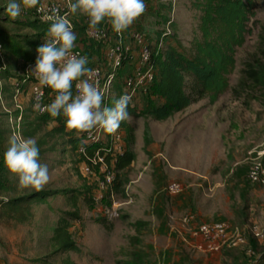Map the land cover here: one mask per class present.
<instances>
[{"label":"rangeland","instance_id":"374dc122","mask_svg":"<svg viewBox=\"0 0 264 264\" xmlns=\"http://www.w3.org/2000/svg\"><path fill=\"white\" fill-rule=\"evenodd\" d=\"M170 1L144 0L145 12L127 32L142 33L149 42H156L165 33L167 42L187 53L196 35L198 13L191 8L192 0H175V7ZM8 2L0 0V17L7 15ZM253 5L255 16L251 22L256 23H251V35L237 50L235 69L228 77V91L213 106L207 98L194 104L209 111L204 123L190 120L194 117L189 116L194 111L189 110L192 105L165 121L128 118L127 124L134 129L132 140L118 128L122 132L121 153L130 142L128 146L135 154L127 170L115 172L111 168L114 180L122 184L119 191L112 186L101 190L98 185L102 174L84 172L83 157L68 143L70 136L51 133L57 123L50 121L41 126L33 138L37 140L39 162L48 167L49 182L39 191L20 189L18 177L6 166L3 178L0 177V264H63L65 259L73 264H264L261 259L264 241L255 240L249 232L252 225L264 229V185L252 186L247 179L254 157L249 152L264 141V90L244 84L241 75L245 63L255 64L260 48L258 33L264 25V1L254 0ZM1 18L0 27L10 34L33 35L30 29L14 22L2 24ZM32 18L36 20L28 9L22 8L21 15L13 19L33 21ZM71 21L77 37L75 43L80 42L84 28L89 25L88 18L77 12ZM4 54L9 74L16 75L22 69V61L11 58L6 51ZM186 81L189 92L190 78ZM1 83L5 109L0 106V127L7 130L5 152L12 137L8 120L18 112L10 100L9 87L5 81ZM20 103L25 106L20 134L29 138L24 134L32 132L31 124L36 123L37 116L24 99ZM146 125L150 141L145 139ZM171 182L181 184L180 194L166 193L165 188ZM87 189L94 201L93 208L79 200L76 209L81 220L69 224L80 253H54L56 249L50 242L61 213L73 211L61 194L39 202L23 200L16 207L8 205L38 192ZM100 193L104 202L98 198ZM112 201L120 204L118 216L108 219L104 210ZM185 215L194 217L189 226L182 223ZM99 218H105L111 228L106 230L96 223ZM218 221L238 229L245 244L219 253L198 250L191 230ZM137 223L141 226L137 227Z\"/></svg>","mask_w":264,"mask_h":264},{"label":"trees","instance_id":"16d2710c","mask_svg":"<svg viewBox=\"0 0 264 264\" xmlns=\"http://www.w3.org/2000/svg\"><path fill=\"white\" fill-rule=\"evenodd\" d=\"M253 1L192 0L191 8L198 15L196 35L190 42L187 53L181 52L167 42L165 37L163 38V48L156 55H153L151 61L154 66V79L150 85L142 90L137 103L133 106L128 105L129 118L150 117L156 121H165L205 98L208 99L209 104H213L221 95L226 93L229 89L228 77L235 69L237 50L245 44L247 38L251 35V23H256L255 21L251 22L255 16ZM28 10V13H30V9ZM2 16L3 18H1ZM1 17L2 24L14 22L16 25L30 29L33 32L32 36L12 35L0 27V44L4 52L6 51L11 58L14 57L26 62L31 61L49 26L39 23L33 18V21H18L8 15H1ZM258 41L260 48L254 61L257 66L254 63H245V69L241 70V75L244 84L248 83L257 90H264V25L260 26ZM77 43L85 44V41L82 39ZM100 49V45L91 43L86 47L89 53L84 52L83 54L89 60L95 56L100 61ZM131 71L132 67L126 65L124 69L119 71L118 77H123ZM9 72L8 70L4 71L2 78L7 80L12 77ZM187 77L190 78L189 92L186 91ZM115 93L116 97H119L120 86L118 82L115 84ZM35 115L37 119L36 123L31 124L33 126L32 132L25 133V137H33L42 125L52 121L57 123V126L51 130L52 134H68L70 136L68 143L74 148L82 144V140L77 133L66 128L65 119L62 115L57 117H52L48 113L44 115L35 113ZM119 127L132 140L133 127L128 125L126 120L121 122ZM144 134L145 139L150 141V129L147 125L144 127ZM6 137L7 130L0 127V177L5 166L3 154ZM128 145H130V142ZM128 145L123 153L117 155L115 159V172L127 170L135 159V154ZM87 152L91 154L92 147H87ZM107 161H110L109 157H107ZM121 186L122 184L115 180L112 183V187L116 191H119ZM57 194H61L66 202L71 204L73 211L62 212L58 219V225L50 238V242L56 249L54 253H80L79 247L73 241L69 232V224L72 221L81 220L76 209L79 200L89 209L93 208L94 201L90 196V189H87L86 192L76 190H66L60 193L38 192L24 199L10 201L8 205L16 207L23 200L44 201L49 196ZM104 200L103 198L101 202H104ZM95 222L106 230L111 228L105 218L96 219ZM136 226L140 227L141 224L137 223ZM261 259H264V255ZM63 264L73 263L69 259H65Z\"/></svg>","mask_w":264,"mask_h":264},{"label":"built area","instance_id":"2783aa9c","mask_svg":"<svg viewBox=\"0 0 264 264\" xmlns=\"http://www.w3.org/2000/svg\"><path fill=\"white\" fill-rule=\"evenodd\" d=\"M170 2L171 6L175 7V0ZM41 4L44 6L43 9L40 6L30 8V13L39 23L50 26V22L46 19V16L50 14L48 9L59 7L60 14L66 15L72 30L75 32L71 21L74 14L68 11L67 0H41ZM24 12L27 13V11ZM164 37H166L165 33L156 42H149L142 33H131L129 35L127 29L117 34L107 21L96 29H91L89 25L84 28L82 39L85 44L76 43L73 51L75 54L84 55V52L89 53L86 47L91 43L100 45V61L93 56L89 60L88 67L94 70L93 80L98 83L104 93L103 106H111L112 98L116 95L115 84L117 80H119L118 85L120 86L119 96L128 94L131 97L129 105L133 106L137 103L142 90L150 85L154 79V66L151 61L153 55H156L163 48ZM43 43L44 39L41 41V45ZM36 58L37 51L31 61L26 62L20 59L23 63L22 69L16 75L7 79L11 92L10 100L18 112L8 120L12 136H21L20 128L25 108L20 103L22 99L25 100L34 113L44 115L47 113L41 114L33 109L36 97L40 96L41 104L47 105L51 103L55 96L51 89L39 88L34 76L29 73L30 69L34 67ZM126 65L132 67V71L119 79L118 73ZM6 69L4 49L0 44V75ZM2 81L3 78L0 77V106L5 109ZM73 93L75 94V84H73ZM77 135L82 140V144L77 147V150L84 160V172L91 174L93 171H98V174H102V181L99 182L98 187L101 190L110 188L114 181L111 168H114L117 157L114 153L117 152L120 155L122 151V132L117 129L112 133H105L103 130L96 129L91 133ZM87 147H92L91 154L87 152ZM249 155H254V157L251 158L247 179L252 185H264V141L260 147L253 148ZM107 157L110 158L109 162ZM165 191L169 196H176L182 192V186L180 183L171 182L166 186ZM98 198L100 200L104 197L100 193ZM119 205V203L112 201L111 206L104 210L105 217L108 219L117 218ZM193 221L194 217L192 215H185L182 219V223L187 226L191 225ZM249 232L255 240L264 241V229L252 225ZM190 235L196 241L197 249L206 253H219L225 249H233L245 244V238L240 231L232 228L225 221L197 225L191 230ZM247 252L250 253V250Z\"/></svg>","mask_w":264,"mask_h":264},{"label":"clouds","instance_id":"9594fccd","mask_svg":"<svg viewBox=\"0 0 264 264\" xmlns=\"http://www.w3.org/2000/svg\"><path fill=\"white\" fill-rule=\"evenodd\" d=\"M37 6L43 9L41 0H9L5 12L17 18L22 8ZM67 8L71 14L79 12L86 16L91 29L107 21L119 34L145 12L146 5L144 0H67ZM48 12L46 19L50 26L44 43L36 49L37 58L29 73L39 88H49L55 96L47 105H42L41 97L37 96L34 111L46 112L52 117L62 115L66 128L77 134L96 129L105 133L116 131L129 118L127 108L131 97L128 94L113 97L111 106H103L104 93L93 80L94 70L88 67V57L73 51L77 37L66 15L60 14L59 7H51ZM8 144L3 161L8 171L18 177V187L42 190L50 174L47 165L39 162L37 140L13 135Z\"/></svg>","mask_w":264,"mask_h":264},{"label":"crops","instance_id":"0c3cea01","mask_svg":"<svg viewBox=\"0 0 264 264\" xmlns=\"http://www.w3.org/2000/svg\"><path fill=\"white\" fill-rule=\"evenodd\" d=\"M18 60H20V59H18ZM7 70H9L8 68L6 69V71ZM6 82V84H7V86L9 87V90H10V86L8 85V82H7V80H5V79H3V82ZM201 101V100H200ZM199 101V102H200ZM218 101V100H217ZM217 101L216 102H214L213 104H210L211 106H213V105H215L216 103H217ZM198 103V102H197ZM208 104H209V102H208ZM193 105V109H189V110H194V111H192V113H190L189 114V116H191L192 117V115L194 116L193 118H191L190 120H193L194 121V123H198V122H202V123H204V121H205V117H206V115H208L209 114V111H203V110H201L200 109V107H194V104H192ZM192 105L191 106H189V107H192ZM195 105H196V103H195ZM188 107V108H189ZM187 108V109H188ZM203 109H206V108H204L203 107ZM186 110V109H185ZM180 113V112H179ZM196 119H199V121H197L196 122ZM201 123V124H202ZM195 132V131H194Z\"/></svg>","mask_w":264,"mask_h":264}]
</instances>
